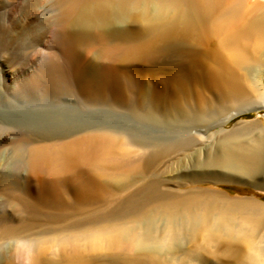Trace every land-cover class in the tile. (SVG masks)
Listing matches in <instances>:
<instances>
[{
	"label": "bare ground",
	"instance_id": "6f19581e",
	"mask_svg": "<svg viewBox=\"0 0 264 264\" xmlns=\"http://www.w3.org/2000/svg\"><path fill=\"white\" fill-rule=\"evenodd\" d=\"M29 3L35 6L32 1ZM15 13L16 8L8 12L10 27L16 26ZM51 13L52 37L45 43L46 53L38 63L37 69L22 86L17 83L18 77L5 74L12 86V96L20 97L25 94L27 88L40 95L57 93L62 89L70 92V95H76V90L74 92V88H70L72 85L68 88L58 81L61 67L59 61L63 56L61 47L64 43L73 49L74 63L75 60L82 59H78L79 51L86 45L91 42H98L101 47L103 45L97 61L93 60L94 63L90 62L93 64L89 63L87 67L82 63L85 70L83 69L84 72L80 75H83L84 82L80 83L86 85L87 92H83L86 97L89 91L91 92L90 89H94L92 93L95 89L105 93L110 90L108 93H112V89L116 88V92H113L120 94L119 88L123 79L120 78V67L117 65L127 60L136 63L138 60L157 61L166 55L167 59L164 60L170 67V73L167 80L162 77V82L167 86L165 89L168 88L167 96L164 101L159 97L160 101H148L150 107H147H153L152 112L160 115L158 117L159 115L154 114L157 119H162L161 112L164 110L169 111V114L171 112L170 115L175 117L171 119H176L175 122L180 124L185 137L163 139L152 144H139L129 139L130 137L124 139L128 144L131 141L137 142L141 151L151 147L149 153L139 156L138 159L134 157L136 160L122 158L123 155L131 157V148L129 154L124 146L125 151L121 150L119 145L123 143L119 142V138L124 137L123 133L116 138L117 134H113V131L110 133L109 130H106L107 133H96L95 136L93 133V136H88L91 135L88 132V139L87 136L82 139L85 142L77 144L74 139V145L68 142V145L59 148L38 146L31 154L32 168L36 172L46 169L53 175L41 183L36 197L43 203L51 204L61 196L66 198L71 195L68 196L67 193H72L75 200H84L85 203L99 196L104 190H113L114 187L109 190V185L106 186L110 183L119 188L120 192H125L132 187H129V171H140L142 167L145 170L153 166L160 168L163 158L177 154L169 161L170 165H181L175 177L167 180L160 174L153 180L151 177V180L140 186L138 192L128 200L126 208L138 214L139 227L136 226L138 229H135L133 224L134 228L128 230L123 239L120 238L126 244L132 245L136 252L146 254L148 260L154 261L155 264H167L166 260L177 255L185 243L189 245L188 243L197 242L201 235L209 244L199 250H190L185 258L186 264H208L209 255L219 257L220 264H264V203L254 199H234L217 192L176 190V185L200 183L251 185L264 190V120L241 122L231 130L222 129L240 114L264 110V0H60L59 3L58 0H53ZM31 15L30 10L25 16L22 14L20 23L18 22L22 28H27L34 22L35 17ZM134 23L140 24V31L138 29L135 32L129 28V24ZM211 39H215V42L209 46L207 43ZM160 42H164L163 47H158ZM68 54H71L70 51ZM68 61L67 66L72 62ZM151 71H154V68ZM160 86L162 87V84ZM156 91L151 90L153 94L157 93ZM99 92L94 94H101ZM108 95L107 98L110 97ZM113 95L111 97H114ZM153 96L157 98V95ZM77 97L80 100L82 95ZM104 97L107 100L106 96ZM104 97L101 96L100 101H103ZM138 98L136 97L137 100ZM8 118L0 112V120L6 119L9 123L12 119ZM207 121L212 122L210 128L219 129V132L215 131L218 132L217 135L208 134L210 128L206 126ZM18 122L22 129L26 130L25 115H21ZM25 134L26 131L20 133L23 137ZM196 141L202 142L203 147L193 149L191 154H188ZM206 149L208 151L205 153ZM118 153L123 154L118 156ZM115 154L119 158L114 157ZM79 159L86 161V170L78 178L71 179L69 184L70 179L66 178L67 176L63 178L62 173ZM191 160L193 162L189 166ZM186 161L188 166H184ZM118 170L123 171L121 176H117ZM19 190L28 193L26 185ZM102 194L100 197L104 199L105 195ZM75 200L70 201H74V204L77 203ZM65 201L66 199L64 203ZM9 207L7 211L14 221L18 219L17 214H27V207L23 203L10 202ZM0 221L9 222L5 216L0 217ZM126 226L122 225V229ZM26 231L23 227H3L0 229V240L10 237L17 239L19 243L15 252L16 258L35 263L38 261L36 249L31 246ZM206 240L203 242L206 243ZM100 249H103L102 246ZM131 255L126 257L130 258ZM136 255L139 257V253H134L133 257ZM126 257L119 263L147 264L139 260L141 257ZM145 259L143 260L147 262ZM172 262L170 260V263L174 264Z\"/></svg>",
	"mask_w": 264,
	"mask_h": 264
},
{
	"label": "rangeland",
	"instance_id": "374dc122",
	"mask_svg": "<svg viewBox=\"0 0 264 264\" xmlns=\"http://www.w3.org/2000/svg\"><path fill=\"white\" fill-rule=\"evenodd\" d=\"M30 1L35 3L34 7L31 3H29ZM59 1L60 0H58V3ZM67 1L70 2V0ZM52 2L53 0H0V102L3 101L0 103V112L12 119L9 121V123L6 122V119L0 120V217L5 216L9 221L6 223H2L0 221V229L3 227H23L25 230H27L25 234L28 235L31 246H34L36 249L38 258V261L35 263L25 262L16 258L15 252L19 241L10 237V239L8 238L0 240V264H120L125 260L124 257L127 255L130 256L132 253V258H129V256L126 258L134 259L138 257V255L133 257L134 253H139V257H141V259H139V257L137 259L147 264L149 262L150 264H155L154 261H151L150 259L148 260V256H146V254H141L139 251L136 252L132 245H128L124 242V240H122L123 235H125L128 230L133 229L134 225L135 229H138L137 227H139V224L137 225V220L139 222L140 219L134 210L126 208V204L128 200L138 192L140 186L142 187L146 182L150 181L151 179L153 180L157 175H162L165 180L170 179L173 176L175 177L178 173L177 170L181 169L179 168L181 165H170L169 161L177 154H171L163 158V161L161 160L160 162V168L158 166H153L154 169L151 167L150 169L145 170L142 167L140 171H136L137 174L135 170L133 171L132 169L133 173L130 171L128 173L129 182H131L129 183V187L132 185V187L129 188L130 190L126 189L125 192L124 190H122L123 192H120V189L115 188L116 186H114L112 183L107 184L106 186L109 185L108 187L110 188H106L110 190L114 187V189H111L107 192L104 190V192L107 193V196L106 193H101L102 196L105 195L104 199L100 197L101 194L92 198V200L90 199L92 201L91 202L89 200L91 202L90 205H87L90 203L87 200H85L87 201L85 203L84 200H81L83 203L81 201L79 202L77 199L75 200V197L73 198L72 193L66 194L68 196L71 194V198L70 196H66L65 198L63 195L65 193L62 195L66 201H70L72 199L75 200V202L77 201V203L73 204L74 201H65L64 203L65 199L62 198L63 196H61L58 201L52 202L51 204L40 201L36 197V193L41 187V183L50 179L53 174L46 169L43 172L34 171L32 168L31 154L32 151L38 146H45L47 148H50V146L51 148L58 146L59 148L62 145H68V142L74 145L75 142L78 144L79 142L86 139V137L83 136H87L88 132L91 134L88 136H93L92 133L95 136L96 133L99 134L105 132L106 130H109V132L111 131L110 133L114 132L113 134H117L116 138H118V136L123 133L122 135H124L125 138H119L122 142L117 139L120 143H123H119V147L121 150L125 147L127 154H129L131 151V157H128L129 155H123L122 158H132L131 160H136L139 158V156H142L145 153L147 154L149 153V150H151L150 147L149 149H146V151H141L142 149L138 148L141 142L152 144L153 142L163 139H183L185 137V132L183 129H181L180 124L175 122L176 119L173 120L175 117L170 115L171 112L169 114V111L164 110L161 112L163 115L162 119H157L155 115L159 114L155 112L153 113V107H151L152 109L149 108L150 106L147 103L148 101L150 102L151 100L155 99L156 101H164L167 96L168 88L165 89L167 86L165 82L164 84L162 82L163 79L167 80V77L170 73L168 71L170 70V67L166 63V60H164V58L167 59V56L164 55L160 57L161 60L163 59V62H161L160 59L157 61L144 60L145 62L138 60V63L132 60H127L126 62L117 65L120 67V70L117 69L120 73V78L123 79L119 88L120 92L117 90V93L119 92L120 94H117V96L116 93H114L116 92V88L115 90L112 89L114 91H112L114 95L112 93H108L111 92L110 90L106 93L105 91H100L101 94L95 95L97 92H99V90L96 91L97 89H95L96 92L93 91L95 93L94 94L92 93V90L94 89H90L91 92L89 91L88 96L86 97V94L84 93L87 92V88L85 84H81L84 82V77L80 74H83L87 64H93V60L97 61L96 59L102 53L103 45L101 44V47L100 44H97L98 42H95L96 44L91 42V44H88L84 48L80 49V56L78 59H80V57L82 59L75 60V64L72 51L73 49L69 47L67 43H64L61 47V54L63 56L59 61L61 67L59 66L60 73L58 75V81H60V83L64 84L65 86L67 85V87L72 85L70 88H72V90L74 88V92L76 90V95H73L74 93L72 92L70 95V92L67 93L65 89H62L57 93L40 95L38 92H35L31 89L29 90L27 88L25 94L21 95L20 97H14L11 95V83H9L7 79L8 77L5 74H11L12 77H18L17 83H20L22 86L23 83L26 82L27 78L37 69L38 63L40 60H42L46 53L45 43L48 39L51 40L52 37V28L50 23ZM12 8H16L15 14L17 15V19L15 20L16 26L13 25V27H10L8 12ZM29 10L35 17L33 20L34 22L31 24V26L22 28V25H19L21 16L22 14L25 16L26 12ZM129 25V28H131L133 31L136 32L138 29L140 31V24L134 23ZM2 35H4V37ZM214 42L215 39H211L207 44L211 46L214 44ZM163 44L164 42H160L158 47H163ZM69 51L71 54H68ZM69 56H71L73 59ZM70 60L72 62H70ZM67 61L71 63L69 65L70 67L67 66ZM78 61L79 63H77ZM92 61L93 63H90ZM82 63L85 66L84 68H82ZM151 65H153L152 68H154V71H151ZM79 68L82 70L80 69L79 71ZM162 68L165 70H162ZM131 69H135V71H132ZM155 69L158 71V73L155 71ZM159 71L161 74H159ZM157 76H159L161 79L159 80ZM69 79L74 81L71 82ZM161 84L162 87L160 86ZM82 86H84L85 89ZM151 90L152 92L157 90V93L153 94ZM141 92H145L143 93L145 95H143ZM90 93L91 95H89ZM111 94L115 97V99L114 97H111ZM158 94H160L161 97ZM77 95H82L84 99L86 98L85 101H83L84 99L82 97H80L81 99L79 100ZM93 95H95V98ZM100 95L102 98L104 96L107 98V95L110 97H108L107 100H105L104 97L103 101L101 99V102ZM153 95H157V98ZM89 96H91V98ZM136 97H139L138 100ZM158 97L161 99L159 100ZM109 99L110 101H108ZM119 99H121V101H125H122V103ZM132 99H135L136 101H131ZM87 100H92V102H87ZM97 102L98 104H96ZM21 115H25L26 117V130H23L18 122V119ZM158 117H160V115ZM258 119L264 120V110L240 114L231 120L227 125L223 126L222 129L231 130L241 122L252 123ZM211 124V121H207L206 126L210 128ZM102 129L103 131H101ZM208 130V134L210 133L211 135L219 132V129L217 128H210ZM23 131H26L24 137L20 135V133ZM105 133H107V131ZM127 138L140 143H132L131 141V143L134 145L132 146L131 143L128 144L124 140ZM74 139H76V141ZM73 140L75 142H73ZM123 141H125L126 144H124ZM196 142L197 143L194 142L193 146H191L188 154L192 152L193 149L203 147L202 142ZM125 145H128V147ZM136 148H138V150ZM206 151L208 150L206 149L205 153ZM122 154L123 153H118V156H122ZM204 155L202 156V160L205 159ZM118 156L115 154L114 157L119 158ZM134 157L137 158L135 159ZM79 160H76L74 165H72L70 168H67L62 173L63 176L61 175L63 178L67 176L66 178L70 179L69 184L72 182L71 179L74 180L78 178L86 170V161ZM192 162L193 161L191 160L189 166L192 164ZM184 166H188V161H186V163L184 162ZM122 173V170H118V175H116L121 176ZM142 177L145 178L142 179ZM136 179H139L138 182ZM25 185L28 188L27 194L22 193L19 190ZM117 189H119V191ZM176 190H179V192H190L197 190L205 192H217L234 199H254L264 203V190L257 187L255 188L251 185L200 183L176 185ZM61 199H63V201ZM10 202L23 203L24 206L27 207V214H17L16 218L18 219L17 221H14L7 211L10 208ZM71 202L73 205L70 204ZM135 218L137 219L135 220ZM134 220L136 222H134ZM124 224L127 225L125 227L126 230L125 228L122 229V225ZM25 234L23 236H25ZM100 235L101 237H99ZM201 236L197 242L188 243L189 245L185 243L184 245L186 247L184 246L181 251L177 252V255H174V257L176 256L177 258L173 257L170 259L165 257L168 258L166 260L168 262L167 264H171L170 260L171 262L172 260H175L176 262H172L174 264H186L185 258L190 250H199L202 246L209 244L206 238ZM116 239H118V241L121 239L119 241L120 244L118 241H116ZM204 239L206 240V243L205 241L203 242ZM101 246L103 249H100ZM126 249H129V251ZM246 252L245 254L247 255L248 251ZM161 258L164 259L163 256H161ZM143 259L147 260V262ZM207 259L208 264H217V262L220 264L221 262L220 258L215 255H211V257L209 255ZM177 260H180V262Z\"/></svg>",
	"mask_w": 264,
	"mask_h": 264
}]
</instances>
